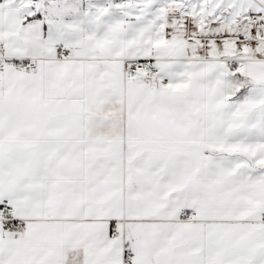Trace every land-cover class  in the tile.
Instances as JSON below:
<instances>
[{
    "label": "snow or ice",
    "instance_id": "obj_1",
    "mask_svg": "<svg viewBox=\"0 0 264 264\" xmlns=\"http://www.w3.org/2000/svg\"><path fill=\"white\" fill-rule=\"evenodd\" d=\"M0 264H264V0H0Z\"/></svg>",
    "mask_w": 264,
    "mask_h": 264
}]
</instances>
